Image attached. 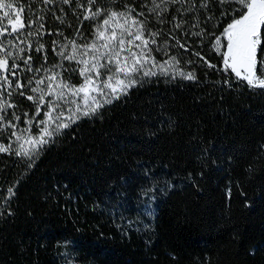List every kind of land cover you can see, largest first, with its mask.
<instances>
[{"label":"trees","instance_id":"obj_1","mask_svg":"<svg viewBox=\"0 0 264 264\" xmlns=\"http://www.w3.org/2000/svg\"><path fill=\"white\" fill-rule=\"evenodd\" d=\"M20 2L32 8L25 23L44 9ZM207 15L208 33L229 22L216 23L214 5ZM211 37L185 36L188 51L174 52L195 81L159 76L130 89L34 163L0 153V264H264V94L222 71Z\"/></svg>","mask_w":264,"mask_h":264},{"label":"snow or ice","instance_id":"obj_2","mask_svg":"<svg viewBox=\"0 0 264 264\" xmlns=\"http://www.w3.org/2000/svg\"><path fill=\"white\" fill-rule=\"evenodd\" d=\"M39 2L47 11H37L25 23L30 5L0 0V138L8 141L0 139V153L34 163L63 130L96 115L130 89L159 76L195 81V72L179 67L180 57L170 54L171 49L188 51L185 36H214L212 50L222 56V71L230 70L237 82L264 94V0H141L122 7H109L103 0ZM212 5L220 9L216 23L229 18L220 35L200 26L202 11L205 21L214 19L207 15ZM74 22L69 38L63 29L73 28ZM85 22L89 35L82 30ZM51 23L57 25L55 31L45 28ZM45 36L56 38L45 41ZM156 53L166 59L157 60ZM193 55L204 60L198 51ZM73 75L78 84L72 83ZM7 191L11 198L13 189Z\"/></svg>","mask_w":264,"mask_h":264},{"label":"rangeland","instance_id":"obj_3","mask_svg":"<svg viewBox=\"0 0 264 264\" xmlns=\"http://www.w3.org/2000/svg\"><path fill=\"white\" fill-rule=\"evenodd\" d=\"M149 19H150V21H151V17H149ZM160 27H164V26H160ZM222 30H223V28L221 29V31L219 32V33H217V34H215V35H220V33L222 32ZM193 31H195V29H193ZM177 35H179V33H177ZM208 36V35H207ZM192 38V37H191ZM214 41V36L213 37H211V39H210V41H209V47H211V49H212V42ZM178 50V49H177ZM174 52H176V49H171V51H170V54L171 55H175L174 54ZM156 58H157V60H163V59H166V57H164L162 54H160V53H156ZM65 66L67 67L68 66V64H67V62H65ZM80 82V80H79V78L77 77V76H75V75H73V78H72V83H74V84H78ZM41 118H42V116H41ZM35 128V127H34ZM36 132H37V129H36ZM36 132H33V133H36Z\"/></svg>","mask_w":264,"mask_h":264}]
</instances>
